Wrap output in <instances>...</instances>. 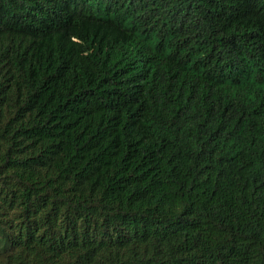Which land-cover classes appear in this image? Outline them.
I'll return each mask as SVG.
<instances>
[{
  "label": "trees",
  "instance_id": "obj_1",
  "mask_svg": "<svg viewBox=\"0 0 264 264\" xmlns=\"http://www.w3.org/2000/svg\"><path fill=\"white\" fill-rule=\"evenodd\" d=\"M0 264H264V0H0Z\"/></svg>",
  "mask_w": 264,
  "mask_h": 264
}]
</instances>
